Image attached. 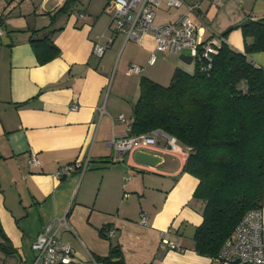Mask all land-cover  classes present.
Wrapping results in <instances>:
<instances>
[{
	"label": "crops",
	"instance_id": "crops-1",
	"mask_svg": "<svg viewBox=\"0 0 264 264\" xmlns=\"http://www.w3.org/2000/svg\"><path fill=\"white\" fill-rule=\"evenodd\" d=\"M64 1L0 0V225L8 238L0 236L6 246L0 247V264H41L31 242L63 216L67 226L57 235L73 248L68 264H95L94 257L107 255L113 245L124 264H220L194 248L204 202L193 195L197 179L182 169L186 146L175 141L172 147L160 137L149 149L162 157L157 165L136 161L134 153L110 159L111 140L133 120L141 76L167 85L175 68L193 72V59H182L189 50L162 53L154 49L151 33L140 43L115 33L97 57L94 41L112 33L111 6L106 0H76L69 12L56 13ZM202 2L196 3L204 15V38L218 42L226 32L225 42L244 51L238 23L264 17V0ZM51 21L59 28L52 35L59 54L41 64L29 35ZM155 22L160 23L156 17ZM152 53L155 61L149 63ZM248 57L264 67V51ZM132 63L142 67L140 73H127ZM29 151L37 153L40 165L28 163ZM88 153L90 165L82 175H54L60 165ZM261 210L264 216V203Z\"/></svg>",
	"mask_w": 264,
	"mask_h": 264
},
{
	"label": "trees",
	"instance_id": "trees-1",
	"mask_svg": "<svg viewBox=\"0 0 264 264\" xmlns=\"http://www.w3.org/2000/svg\"><path fill=\"white\" fill-rule=\"evenodd\" d=\"M75 2L65 0L56 13L69 12ZM52 24L29 35L41 64L59 54L52 39L59 28ZM240 28L244 51L227 44L224 32L210 60L193 59V72L177 67L167 85L141 76L130 124L132 133L161 130L188 148L182 169L197 179L193 195L204 202L194 248L212 257L244 214L264 203V67L248 57L264 51V17L250 19ZM0 236L8 241L1 225ZM0 247L6 250L3 244ZM94 260L124 264L117 245Z\"/></svg>",
	"mask_w": 264,
	"mask_h": 264
},
{
	"label": "built area",
	"instance_id": "built-area-1",
	"mask_svg": "<svg viewBox=\"0 0 264 264\" xmlns=\"http://www.w3.org/2000/svg\"><path fill=\"white\" fill-rule=\"evenodd\" d=\"M111 6V20L109 29L112 33H102L94 41L92 53L100 57L111 46L115 33H122L124 41L140 43L144 36L151 33L154 41V49L162 53H178L183 49L189 50L192 59H211V54L217 52L214 39L204 41L206 24L204 15L198 11V3L187 4L183 13L175 20L161 23L155 22L156 8L162 4L168 7L179 8L184 0H106ZM217 3L219 0H212ZM84 14L82 13L81 16ZM1 33V31H0ZM220 39V38H219ZM149 63H154L155 54L149 57ZM210 63L203 67L209 68ZM142 67L132 63L127 68V73H140ZM73 103L71 108H76ZM123 119L122 115L118 116ZM117 135L111 140L113 161L123 160L125 154H132L138 149H151L160 137L174 147L175 138L167 135L161 130H154L147 133L135 134L130 130ZM173 139V140H172ZM28 163L40 165V160L35 151H29ZM90 154L84 158L70 163L60 165L54 175L56 177H67L78 173L82 175L90 165ZM145 221L146 217L143 216ZM67 226L66 217L56 219L49 223L45 229L39 232L31 242V248L36 259L41 264H68L71 261L73 248L70 244L62 241L58 231ZM108 235L114 234L112 227L107 230ZM162 242L174 247V244L162 238ZM218 263H242V264H264V216L261 208L248 210L234 227L232 234L227 237L218 254L214 256ZM94 260V259H93ZM94 263L97 262L94 260Z\"/></svg>",
	"mask_w": 264,
	"mask_h": 264
},
{
	"label": "rangeland",
	"instance_id": "rangeland-1",
	"mask_svg": "<svg viewBox=\"0 0 264 264\" xmlns=\"http://www.w3.org/2000/svg\"><path fill=\"white\" fill-rule=\"evenodd\" d=\"M198 1L199 0H184V4L181 7H179V8L168 7L169 10H164V11H163L164 8L162 6L165 5V4H162L159 8H156V15H157L156 16V21L161 23V22H165V21H168V20H173L178 13L181 14V13H183L185 11L187 4L196 3ZM202 1L203 2L201 3V6H205L209 2V0H202ZM188 66H189L190 70L193 71L194 68H195L194 61H192L190 64H188ZM115 67L116 66L114 65V67H113L114 69H113V72H112V75H111V80H110V83H109V85L107 87V93L110 90V87H111V84H112V80H113V77H114V72L116 71ZM240 87L244 88L245 87V83H242Z\"/></svg>",
	"mask_w": 264,
	"mask_h": 264
},
{
	"label": "water",
	"instance_id": "water-1",
	"mask_svg": "<svg viewBox=\"0 0 264 264\" xmlns=\"http://www.w3.org/2000/svg\"><path fill=\"white\" fill-rule=\"evenodd\" d=\"M247 22L248 20L244 19L243 21L239 22L238 25L242 26ZM4 38L5 36H2V41L4 40ZM182 59L190 62L192 60V57L188 55V56H183ZM133 156L136 161L147 165H157L159 162L162 161V157L159 154L150 152L149 150L138 149L134 151Z\"/></svg>",
	"mask_w": 264,
	"mask_h": 264
},
{
	"label": "bare ground",
	"instance_id": "bare-ground-1",
	"mask_svg": "<svg viewBox=\"0 0 264 264\" xmlns=\"http://www.w3.org/2000/svg\"><path fill=\"white\" fill-rule=\"evenodd\" d=\"M173 140V139H172Z\"/></svg>",
	"mask_w": 264,
	"mask_h": 264
}]
</instances>
